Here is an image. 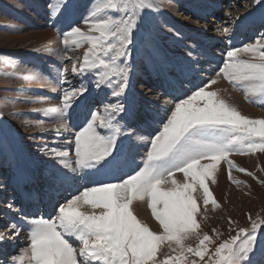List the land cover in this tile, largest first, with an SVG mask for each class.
I'll list each match as a JSON object with an SVG mask.
<instances>
[{"label": "snow or ice", "instance_id": "obj_1", "mask_svg": "<svg viewBox=\"0 0 264 264\" xmlns=\"http://www.w3.org/2000/svg\"><path fill=\"white\" fill-rule=\"evenodd\" d=\"M253 2L264 10V0ZM160 11L154 0H92L83 6L77 0H60L53 11L62 25L63 47L44 51L59 58L57 87L52 90L59 93L60 103L39 110L55 122L51 129L42 120L35 123L41 137L53 133L54 146L40 149L51 162L50 186L80 182L78 194L57 200L43 213L25 214L15 200L7 201L0 214V264H256L264 219L249 214L248 227H238L210 251L214 241L201 230L198 218L209 203L220 207L208 181L215 183L221 161L233 183H245L232 176L234 168L255 178L230 155L264 152V118L241 114L211 86L222 75L236 86L243 82L249 102H256V96L264 100V32L241 47L230 42L215 77L200 78L193 84L196 90H188L191 95L184 92L186 98L181 99L169 93L171 98L163 99L162 126L144 136L135 100L129 98L130 74L139 46L151 36L149 18ZM238 19L242 17L225 14L226 22ZM223 31L230 34L228 28ZM73 47L84 48L82 58L65 55ZM196 62L189 51L180 73L187 78L196 72ZM9 64L17 67L16 61L0 56V66ZM28 71L26 79H43ZM86 76L91 77L88 85ZM178 82L183 87V81ZM93 88L104 92V98L90 101ZM64 134L71 139L60 144ZM138 141L143 142L142 154ZM6 190L0 184V192ZM137 201L147 204L158 222L155 230L134 212ZM233 223L229 218L230 231ZM21 233H26V247L9 251L10 237ZM192 237L198 241L195 247L185 244ZM165 243L178 255H164ZM158 253L164 258L158 259Z\"/></svg>", "mask_w": 264, "mask_h": 264}, {"label": "rangeland", "instance_id": "obj_2", "mask_svg": "<svg viewBox=\"0 0 264 264\" xmlns=\"http://www.w3.org/2000/svg\"><path fill=\"white\" fill-rule=\"evenodd\" d=\"M77 2L83 6L90 5L92 0H77ZM154 2L160 6L161 11L149 18L151 36L139 46V53L134 57L135 63L130 74L132 86L129 98L135 99L133 98L135 93L140 95V101L136 104L137 118L143 129L140 135L144 136L154 135L155 130L162 126L165 117L163 99L171 98L168 96L169 93L181 99L186 98L183 93L187 92L191 95V91L196 90L193 84H199L200 78L206 80L208 77H215L219 67H222L221 55L229 46L226 36L235 39V42L231 43L233 46L241 47L253 43L255 38L264 32V27L260 26L264 10L253 0H219L220 5L217 0H154ZM59 3L60 0H0V56L9 57L17 62L15 69L11 64L0 66V112L3 113L0 117V184L6 185L7 189L0 192V214H3L4 205L9 200H15L16 207H21L20 198L16 193L15 179L21 177L24 170L32 172L37 169L35 174L39 176L38 179L35 178L36 183L33 182L34 184L31 183L29 186L36 196L37 206L23 207L25 214L51 210L57 200L63 202L65 197H70V193L78 194L75 189L80 182L71 186L61 187L59 184L50 186L51 162L40 149L45 144L49 147L54 146L53 133L46 131L41 137L38 135L40 129L35 123L37 120H42L45 128L51 129L55 122L39 110L60 103L59 93L52 90L57 87L56 69L60 66L59 58L44 51L46 48L63 47L60 35L61 22L55 20L52 15ZM226 13L242 19L226 22ZM216 21L218 23H215ZM233 22L242 24L245 31L236 32ZM211 24L220 25V31L228 28L230 34L223 31L225 43L217 44L218 39L214 36L215 42L210 43V48L206 45L208 40L203 41V45L200 46L204 31L214 33L215 29H212ZM79 26L86 30V25ZM200 26H205L206 30H202ZM193 35L195 37H192ZM69 43L71 44V40ZM83 51L84 48L73 47L65 55L82 58ZM189 51H193V59L197 61L193 67L197 71L188 74L185 78V75L180 73V67ZM205 54L210 55V60H204ZM215 57L218 59L216 60ZM241 58L250 57L241 56ZM29 69L40 73L43 79H26L25 77L29 76ZM5 73H13V75L7 76ZM90 79L91 77L86 76L84 83L88 85ZM178 80L183 81V87ZM189 89L191 91H188ZM215 89H219L220 94L234 104L241 114L253 119L264 118V100L256 96L253 97L256 102H249L245 98L243 82L236 86L221 75L217 78V83L211 86V90ZM104 95V92L97 93L93 88L89 100L98 101L103 99ZM157 96L160 97L159 100ZM68 139L71 137L64 134L60 144ZM137 143L141 145L142 154L143 142ZM136 159L138 162L139 156ZM230 159L238 167L254 172L255 178L240 173L234 168L232 176L236 180L245 182L237 185L229 179L227 165L221 161L215 183L208 181L210 191L220 205L214 208L209 203L206 212L202 209V216L198 218L201 230L208 232L214 241V244L209 246L210 251H214L215 245L235 235L238 227H248L249 214L254 219H264V184L259 183L260 180H264V171L261 170L264 169V152L257 150L246 154L232 153ZM177 175L179 177L182 174ZM46 192L49 195L47 202L44 203L42 195ZM134 212L139 219L148 223L150 228L156 229L158 222L151 216V211L145 202H134ZM229 218L235 222L231 225L232 231L229 230ZM10 240L13 241L8 246L9 251L13 247L17 250L26 247V233H21L18 238L10 237ZM197 243L195 237L185 242L186 245L193 247ZM175 247L176 245L173 244V248ZM262 250H264V237L258 242L254 257L256 264H264ZM162 252L164 255H178L167 247V243L162 246ZM163 258L164 256L158 253V259ZM192 258L191 255L187 256L189 261Z\"/></svg>", "mask_w": 264, "mask_h": 264}, {"label": "bare ground", "instance_id": "obj_3", "mask_svg": "<svg viewBox=\"0 0 264 264\" xmlns=\"http://www.w3.org/2000/svg\"><path fill=\"white\" fill-rule=\"evenodd\" d=\"M217 2H218V5H220L219 4L220 3L219 0H217ZM215 23H218V21H216ZM233 24L235 25L234 30L236 32L245 31L244 30V26L242 24H237V22L236 23L233 22ZM211 26H212V29H215L214 30V33H206L208 31H206V32L204 31V33H203V39H202V42H200V46L203 45V41H205V40L207 41L208 40L207 43H206V45H208L207 48H210V43L211 42L212 43L215 42V41H213L214 36H216V38L218 39V41L216 42L217 44L225 43L224 42L225 41L224 40L225 33L223 31H217V29L220 28V25L214 26V24H211ZM199 28H202V30H206V27L205 26H200ZM194 30L197 31V28L194 27ZM192 37H195V35H193ZM226 39H228V42L229 43L230 42L231 43H234L235 42V39H233L232 36L231 37L230 36H226ZM209 57H210L209 54H205L204 55V60L205 61H208ZM215 59L217 60L218 58L215 57ZM139 96L140 95L137 94V93L134 94V97L133 98H135L134 100H135V103L136 104L139 103V101H140ZM137 108H138V106L136 105V109ZM36 171H37V169H34V171H32V172L29 171V170H24L22 172V174H21V177H17L15 179V183H16V193L18 194V197L20 198L19 199V203L21 204L20 205L21 207H24V208L26 207L27 208V205H32V208H34V207L37 206V204L35 203L36 196H35L34 192L32 191V189L29 188L30 184L33 183V182L36 183V180L39 178V176H37L35 174ZM35 178H37V179H35ZM48 195L49 194L47 192L46 193H43L42 199H43L44 203L47 202ZM10 197L12 198L13 196H10ZM46 206H48V205L46 204ZM10 241H13V240H10Z\"/></svg>", "mask_w": 264, "mask_h": 264}]
</instances>
